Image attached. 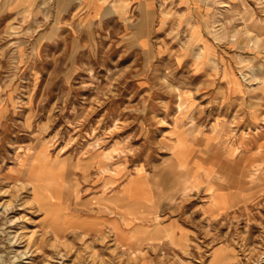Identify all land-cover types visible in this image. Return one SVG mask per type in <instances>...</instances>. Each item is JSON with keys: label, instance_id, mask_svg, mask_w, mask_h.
Segmentation results:
<instances>
[{"label": "rangeland", "instance_id": "374dc122", "mask_svg": "<svg viewBox=\"0 0 264 264\" xmlns=\"http://www.w3.org/2000/svg\"><path fill=\"white\" fill-rule=\"evenodd\" d=\"M39 1L0 20V264H264V0Z\"/></svg>", "mask_w": 264, "mask_h": 264}, {"label": "crops", "instance_id": "0c3cea01", "mask_svg": "<svg viewBox=\"0 0 264 264\" xmlns=\"http://www.w3.org/2000/svg\"><path fill=\"white\" fill-rule=\"evenodd\" d=\"M17 1L21 4H15L12 10L3 11V0H0V20L5 21L4 17L9 13L15 15L16 13L21 14L26 11H32V7L40 3L39 0ZM169 1L177 3V0ZM55 4L60 7V9L56 8L57 11L55 13L61 15L62 19L65 20H73L80 17H82V20L86 18L93 21L101 20L108 9L111 12V17L109 18H116L122 24H125L129 20L132 10H134V5L145 4L149 6L151 2L149 0H53V5ZM175 235L177 236L176 233Z\"/></svg>", "mask_w": 264, "mask_h": 264}, {"label": "bare ground", "instance_id": "6f19581e", "mask_svg": "<svg viewBox=\"0 0 264 264\" xmlns=\"http://www.w3.org/2000/svg\"><path fill=\"white\" fill-rule=\"evenodd\" d=\"M181 167V166H180ZM181 168H183V169H186L185 167H181ZM204 175V174H203ZM214 185V184H213ZM141 187L143 188V189H145V188H149V186H148V184H146V182H141ZM150 190H151V188H149ZM217 191V190H216ZM210 194V193H209ZM111 213V212H110ZM120 218V217H119Z\"/></svg>", "mask_w": 264, "mask_h": 264}]
</instances>
